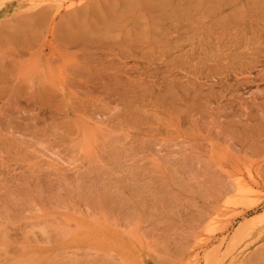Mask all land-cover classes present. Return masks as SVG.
<instances>
[{
    "label": "rangeland",
    "instance_id": "rangeland-1",
    "mask_svg": "<svg viewBox=\"0 0 264 264\" xmlns=\"http://www.w3.org/2000/svg\"><path fill=\"white\" fill-rule=\"evenodd\" d=\"M74 1L0 6V264H264V0Z\"/></svg>",
    "mask_w": 264,
    "mask_h": 264
},
{
    "label": "bare ground",
    "instance_id": "bare-ground-1",
    "mask_svg": "<svg viewBox=\"0 0 264 264\" xmlns=\"http://www.w3.org/2000/svg\"><path fill=\"white\" fill-rule=\"evenodd\" d=\"M6 1H9V2H11V1H14V0H0V6H1V4L2 3H5ZM20 3H23V2H26V3H30V4H42V3H54V4H61L63 1H64V3H65V0H18ZM76 1H78V0H76ZM76 1H74V3L76 2ZM82 1V0H81ZM223 1V0H222ZM231 1V0H230ZM256 1V0H255ZM262 1V0H261ZM217 2H218V0H217ZM228 2V1H227ZM71 4H73V1H71ZM224 4H225V2H224ZM232 4V3H231ZM257 5H258V3H257ZM58 6H60L59 8H61V6H62V4L61 5H58ZM26 8H28L27 6H25ZM22 8V7H21ZM20 8V9H21ZM24 8V7H23ZM29 8H30V6H29ZM213 8V7H212ZM58 9V8H57ZM220 9V8H219ZM218 10V9H217ZM81 26H83V25H81ZM82 29V28H81ZM248 172V171H247ZM243 173V172H242ZM249 173H250V171H249ZM234 174V173H233ZM253 174H252V172H251V174H250V176L253 178V180L254 181H256L255 180V178H254V176H252ZM249 176V177H250ZM233 177V176H232ZM251 178V179H252ZM252 180V181H253ZM246 182V181H245ZM244 182V179H243V175H241V172H236L235 173V175H234V183H235V185H236V187L238 188V191H239V194L243 197V195L246 193L247 194V192H249V191H251L252 189L251 188H253V186H251V185H249V184H246ZM248 183V182H247ZM253 183V182H252ZM251 186V187H250ZM252 193V192H251ZM245 197V196H244ZM228 201H226V203H227ZM254 228V227H253ZM253 228H252V230H253ZM263 230H264V226H263ZM260 231H261V229H260ZM259 233V232H258ZM261 233H263V232H261ZM260 233V234H261ZM250 234V233H249ZM203 239V238H202ZM236 241V237H233L232 238V242L234 243ZM220 242V244L221 245H224L225 243H227V239H226V237H224V238H222L221 239V241H219ZM203 243V240L200 242V244L199 245H201ZM200 251H198L197 249L195 250V251H193V253H191L190 254V256H189V258H188V261L185 263V264H213L214 262H213V260H211V258H212V256L213 255H211V253L209 252V253H206L205 254V258H204V260L203 261H201V257H200ZM234 256V255H233ZM238 256V255H237ZM220 256H218V258H219ZM218 258L217 259H215V260H218ZM220 259H222V258H220ZM214 260V261H215ZM219 261V260H218ZM217 261V262H218ZM216 263V262H215ZM220 263V262H219ZM218 263V264H219Z\"/></svg>",
    "mask_w": 264,
    "mask_h": 264
}]
</instances>
